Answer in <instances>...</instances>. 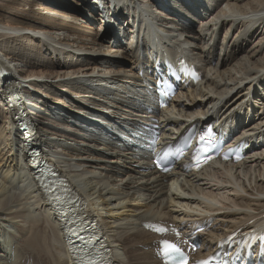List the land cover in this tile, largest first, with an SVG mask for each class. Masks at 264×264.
Listing matches in <instances>:
<instances>
[{"label":"bare ground","instance_id":"1","mask_svg":"<svg viewBox=\"0 0 264 264\" xmlns=\"http://www.w3.org/2000/svg\"><path fill=\"white\" fill-rule=\"evenodd\" d=\"M217 1L0 0V264H74L25 159L10 80L41 158L85 202L116 264H164L146 222L183 234L212 222L199 237L210 246L264 225V93L253 90L264 92V0ZM140 38L142 61L127 52ZM165 53L194 61L203 80L163 112V137L212 118L241 125L230 135L252 143L242 162L152 169L143 150L157 103L149 58Z\"/></svg>","mask_w":264,"mask_h":264},{"label":"snow or ice","instance_id":"2","mask_svg":"<svg viewBox=\"0 0 264 264\" xmlns=\"http://www.w3.org/2000/svg\"><path fill=\"white\" fill-rule=\"evenodd\" d=\"M201 139H203V137H201ZM204 151H207V149H204ZM156 230L160 232L165 231V229L163 228H157ZM83 245L84 246L81 248V252L84 253V255L81 256L80 260H78V264H96V261L90 259L87 254L89 241L85 239L83 241ZM162 251L165 256H171V254H175L174 258L176 260V264H187V258L184 256L182 250L177 245L168 241H163ZM201 264H204V262H201Z\"/></svg>","mask_w":264,"mask_h":264},{"label":"rangeland","instance_id":"3","mask_svg":"<svg viewBox=\"0 0 264 264\" xmlns=\"http://www.w3.org/2000/svg\"><path fill=\"white\" fill-rule=\"evenodd\" d=\"M33 4H35V3L33 2ZM220 39H221V37H220Z\"/></svg>","mask_w":264,"mask_h":264}]
</instances>
